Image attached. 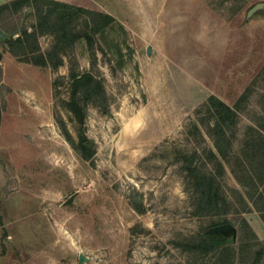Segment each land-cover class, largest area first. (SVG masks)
I'll list each match as a JSON object with an SVG mask.
<instances>
[{
  "label": "rangeland",
  "instance_id": "1",
  "mask_svg": "<svg viewBox=\"0 0 264 264\" xmlns=\"http://www.w3.org/2000/svg\"><path fill=\"white\" fill-rule=\"evenodd\" d=\"M66 1L113 15L124 31L116 24L93 49L79 40L72 50L80 74L90 72L105 91L81 126L61 104L67 66L52 72L42 62L50 37L39 36L36 78L13 81L25 76L20 69L1 76L0 264H264V222L244 194L260 197L264 214V178L252 185L247 173L264 159L255 133L264 135V14L246 20L264 0ZM234 2L242 3L236 14ZM7 40L0 38V58ZM246 89L229 130L228 159L242 184L229 169L220 178L235 233L214 252L188 253L174 244L200 240L208 219L191 214L181 162L211 144L207 97L233 106ZM59 120L72 138L81 129L94 142L93 164L70 147Z\"/></svg>",
  "mask_w": 264,
  "mask_h": 264
},
{
  "label": "trees",
  "instance_id": "2",
  "mask_svg": "<svg viewBox=\"0 0 264 264\" xmlns=\"http://www.w3.org/2000/svg\"><path fill=\"white\" fill-rule=\"evenodd\" d=\"M29 1L33 9L34 27L37 34L40 37L48 36L51 38L50 45L43 52L50 70L57 72L59 68L67 66L69 97L61 101L62 107L72 114L75 122L81 126L84 123V109L86 106L88 104L97 105L103 103L105 91L102 81L93 78L90 72H84L80 76L81 72L76 68L72 50L79 40H84L88 49L91 50L95 46L97 36L102 35L107 29L118 24L124 31V27L113 15L101 10L60 0ZM240 8H242V3L234 2L231 7V13L236 14ZM1 76L2 72L0 69V86ZM248 91L249 89H246L241 93L233 106L228 105L215 95L207 97L205 107L208 114L213 118V122L210 125H206L204 131L211 144L208 145L206 143L200 149H193L183 157L181 162L180 169L185 173L191 192V214L198 218L208 219L200 240L177 241L174 244L175 247L181 248L188 253L208 254L218 250L227 243L224 234L211 233L209 229L229 223V221L224 219V216L227 211L226 207H229L231 202L220 182L221 176L226 175V169H229L234 178L242 184L239 175L235 173L228 159L229 152L232 150L231 131L229 130L238 121V107L247 99ZM58 126L67 143L79 157L93 164L96 154L94 142L81 129L76 133V138H72L62 120L58 121ZM255 133L259 134L260 140L264 142V135L259 132ZM263 146V144L260 145L261 148ZM258 153L256 151L254 156H257ZM247 170L250 176L248 179L252 185H257L264 178V159L261 160L258 166L255 163L249 164ZM244 194L248 201L260 212V217L264 222L262 209L256 205L261 198L254 197L249 191H244ZM239 197L242 201L245 200L242 194H239ZM237 216L236 219H241L239 215ZM215 218L219 219L215 220ZM263 252L261 248L259 256Z\"/></svg>",
  "mask_w": 264,
  "mask_h": 264
},
{
  "label": "crops",
  "instance_id": "3",
  "mask_svg": "<svg viewBox=\"0 0 264 264\" xmlns=\"http://www.w3.org/2000/svg\"><path fill=\"white\" fill-rule=\"evenodd\" d=\"M60 1L68 2L66 0ZM1 20L7 22V28L0 29V38L5 40L8 39L7 41L10 43V45L4 49V52L1 53L0 64L3 66V71H5L2 74V80L6 81V79H8L7 77H11L7 70L14 71L15 73L16 69L22 70L23 73L21 74H25V76H20V73L14 74L12 77L13 81L32 77L36 78L37 76H35V73H37L38 70V57L39 53H42V49L39 35L34 27L35 21L30 1L0 0V21ZM42 62L44 66H48L45 58L42 59ZM1 68L2 67H0V69ZM5 181V177L0 180V188H2ZM20 209L21 211L26 210L25 204H23Z\"/></svg>",
  "mask_w": 264,
  "mask_h": 264
},
{
  "label": "water",
  "instance_id": "4",
  "mask_svg": "<svg viewBox=\"0 0 264 264\" xmlns=\"http://www.w3.org/2000/svg\"><path fill=\"white\" fill-rule=\"evenodd\" d=\"M257 13H264V2H259L254 4L253 6H251L247 12H246V19H249L250 17H252L253 15L257 14ZM82 74H80L81 76ZM72 200V196L69 197L66 201L65 204L70 203ZM228 231H231L233 233H235V228L232 224L230 223H224L215 227H212L209 229V232L211 233H222V234H226ZM86 261V257H84L81 253L79 254V258H78V263H82Z\"/></svg>",
  "mask_w": 264,
  "mask_h": 264
}]
</instances>
